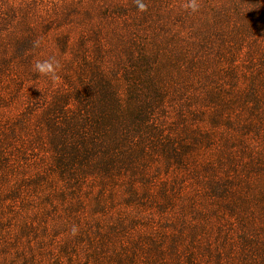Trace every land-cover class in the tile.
Here are the masks:
<instances>
[{
    "label": "rangeland",
    "instance_id": "rangeland-1",
    "mask_svg": "<svg viewBox=\"0 0 264 264\" xmlns=\"http://www.w3.org/2000/svg\"><path fill=\"white\" fill-rule=\"evenodd\" d=\"M134 1L0 0V138L32 99L49 103L76 75L81 17L133 15ZM195 1L196 18L207 15L199 7L204 0ZM169 2V23L191 15ZM163 3H145L143 12L162 11ZM239 16L230 15V23L241 22ZM246 43L234 62L228 51L210 65L226 93L218 109L228 107L210 126V115L203 117L208 137L182 163L159 154L115 188L94 180L71 189L52 175L51 153L34 140L35 127L20 131L10 147L0 139V264H264V37ZM113 46H102L99 60L114 58ZM49 59L59 64L54 77L34 69Z\"/></svg>",
    "mask_w": 264,
    "mask_h": 264
},
{
    "label": "trees",
    "instance_id": "trees-1",
    "mask_svg": "<svg viewBox=\"0 0 264 264\" xmlns=\"http://www.w3.org/2000/svg\"><path fill=\"white\" fill-rule=\"evenodd\" d=\"M163 1L164 9L153 15L138 11L134 1L133 15H107L102 20L82 16L85 33L80 37L76 75L65 78L64 89L49 103L42 104V97L32 99L0 138L2 148L14 144L20 131L35 127L34 140L51 153L52 175L80 190L94 180L115 188L116 182L139 173L146 159L159 154L182 163L208 137L203 117L210 115V126L228 107L223 102L218 109L216 102L225 101L226 93L219 82L223 79L212 74L210 65L223 62L228 51L234 62L248 38L264 37V0H208L207 5L204 0L199 7L209 11V24L201 21L207 15L196 18L198 12L191 11L178 16V25L165 18L172 2ZM143 2L149 5L154 0ZM230 15L243 20L230 23ZM101 25L111 31L104 34ZM108 43L114 44L110 53L116 56L104 63L98 55ZM207 82L212 84L204 85L209 90L199 87ZM254 111L255 107L250 113ZM171 114L175 118L168 120Z\"/></svg>",
    "mask_w": 264,
    "mask_h": 264
},
{
    "label": "clouds",
    "instance_id": "clouds-1",
    "mask_svg": "<svg viewBox=\"0 0 264 264\" xmlns=\"http://www.w3.org/2000/svg\"><path fill=\"white\" fill-rule=\"evenodd\" d=\"M136 7L138 11L143 12L146 10V4L143 2V0H135ZM187 8L191 9V11L195 12L198 8L197 3L195 0H189V3L186 6ZM59 67L58 62L49 59L44 61H37L34 64V69L38 73L44 74V75H52L54 77L56 68Z\"/></svg>",
    "mask_w": 264,
    "mask_h": 264
}]
</instances>
